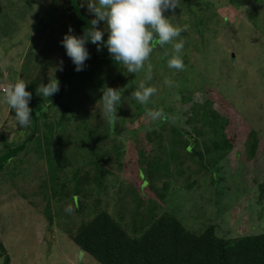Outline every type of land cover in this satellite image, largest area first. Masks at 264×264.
Returning <instances> with one entry per match:
<instances>
[{
	"label": "rangeland",
	"instance_id": "obj_1",
	"mask_svg": "<svg viewBox=\"0 0 264 264\" xmlns=\"http://www.w3.org/2000/svg\"><path fill=\"white\" fill-rule=\"evenodd\" d=\"M80 3L0 0V162L8 161L0 167V244L6 251L0 252V264L5 259L7 264H99L72 242L69 232L92 219L96 209L107 210L129 234L139 230L145 222L139 214L148 208L137 211L136 204L153 173L160 175L156 194L165 195L161 211L175 213L188 229L216 225L217 234L225 238L263 233L264 202L257 201L256 184L264 177L258 170L253 181L249 164L258 157V168H263L264 154L252 158L237 152L248 140L247 129L264 143V0H180L179 7L164 15L186 31L172 43L154 42L145 68L136 74L114 60L104 62L107 48L97 51L89 43L90 59L62 99L70 112L61 121L64 110L55 107L44 123L63 135V147L46 154L35 139L16 153L29 133L16 131L15 112L1 90L22 78L34 103H50L36 89L73 66L60 41L69 26L80 35L93 18ZM180 40L183 70L168 67L173 43ZM61 60L63 70L55 71ZM142 82L157 89L146 105L131 97ZM106 87L122 95L115 120L103 115L100 99ZM210 90L219 96L217 105ZM203 106L236 123L239 140L233 133L230 137L237 152L138 154L149 149L148 125L162 126L164 145L171 150V130L182 127L191 133L186 125L202 120ZM149 110H159V119L148 117ZM6 149L16 155L6 159ZM82 179L83 185L76 187Z\"/></svg>",
	"mask_w": 264,
	"mask_h": 264
},
{
	"label": "trees",
	"instance_id": "obj_2",
	"mask_svg": "<svg viewBox=\"0 0 264 264\" xmlns=\"http://www.w3.org/2000/svg\"><path fill=\"white\" fill-rule=\"evenodd\" d=\"M95 59L92 60H95V62L99 60V58ZM111 60H113L111 57L103 59L104 62ZM73 66L72 64L68 66L65 73L58 78L60 90L69 81ZM77 76L79 75L74 71L71 83L56 105V108L64 110L61 121L70 112L69 107L62 103V99ZM210 91L208 93L212 94L213 101L216 100L213 104L217 105L219 96L215 91ZM58 93L49 98L50 103L48 105L42 99L43 102L36 101V103H34L36 99H31L29 103V107L32 109L31 126L27 129H21L17 123V128L15 127L16 131L29 133V136L15 150L16 153L24 151L27 144L35 139L38 140L40 146L46 147V154L57 153L63 147V135L58 136L55 127L45 125V121L50 117V114L46 111L53 104ZM33 103L35 104V113H40L38 118L34 116ZM213 107L215 108V106ZM195 110L199 111L200 109L195 108ZM200 114L203 118L201 121L196 122L200 123L199 126L196 123L186 125L192 128L191 133L182 127L179 129L180 131L175 128L171 130V150H167L166 145H164V130L160 128L162 126L148 125L149 130L152 132L146 135L145 144L149 149L148 151L139 149L138 154H195L200 156V154H231L234 150L236 151L230 137V134L233 133L235 134L233 135L235 141L239 140L237 133H234L236 123L232 120L229 122L224 121L222 115L217 113L215 109H205L204 106L200 110ZM42 119H44L43 124L45 123L44 127L46 128L43 129L45 132L41 133L40 121ZM176 119H178L177 116ZM36 120H38L36 137L29 140L35 130ZM187 122L186 120L185 123ZM210 132L213 134L208 135ZM246 132H248V140L243 141L241 153L236 151L237 154H250L252 158L256 157L257 154H264V143L256 132L253 130L248 131V129ZM152 137L157 141L152 140ZM4 147L6 148V146ZM15 151L6 149L5 157L8 156L9 152L13 153ZM14 154L6 157V159L12 158ZM6 162H0V167ZM257 162L258 157L249 164L251 172L255 175L254 179L251 178L253 181L257 179L258 170L261 172L260 176L264 177V167L258 168ZM97 170H99V166H97ZM86 177V181L84 179L80 180L76 187L82 186L83 180L86 184L89 181V177ZM159 177L160 175L158 176L155 173L151 175L148 185L144 188V198L137 201V211L142 206L148 208L144 214H139L145 221L139 230H134L133 234H129L127 229L123 227L122 222L115 220L107 210L96 209L92 219L69 232L72 242L99 264H264V232L225 238L217 234L216 225H210L197 231L192 228L190 230L175 213L161 211L165 195L156 194V192H160L155 187V182ZM99 182L96 181L97 184ZM256 185L258 188L257 201L262 203L264 202V179ZM99 203L97 201L96 205H99ZM82 210H84V206L79 203V211ZM0 252L1 255L6 253L4 246L1 244ZM4 263L7 264L8 260L5 259Z\"/></svg>",
	"mask_w": 264,
	"mask_h": 264
},
{
	"label": "clouds",
	"instance_id": "obj_3",
	"mask_svg": "<svg viewBox=\"0 0 264 264\" xmlns=\"http://www.w3.org/2000/svg\"><path fill=\"white\" fill-rule=\"evenodd\" d=\"M179 4L180 0H81L80 7L85 8L93 18L88 21V26L80 35L74 34L73 28L69 26L60 43L76 72L83 71L85 62L90 59L87 45L91 43L96 45L97 51L107 48L117 65H123L129 74H136L145 68L154 42L160 46L172 43L186 31V26H176L170 17L164 15L166 11H174ZM183 48V40L173 43L175 54L168 60L169 68L184 69L181 56ZM56 70H63V60ZM148 72L146 79L150 80V65ZM165 83L170 85L172 82L166 80ZM27 85L28 82L24 79H17L8 85L3 97L9 110H14L21 129H27L32 123V109L29 107L32 93L26 90ZM59 91L60 81L54 75L47 84L42 83L36 89L42 98H50ZM156 91L155 87L146 86L142 82L139 88L131 93V97L141 105H146ZM100 100L103 102V115L109 120H115L122 101L120 90L106 87ZM146 115L155 121L159 119L161 112L149 110Z\"/></svg>",
	"mask_w": 264,
	"mask_h": 264
},
{
	"label": "water",
	"instance_id": "obj_4",
	"mask_svg": "<svg viewBox=\"0 0 264 264\" xmlns=\"http://www.w3.org/2000/svg\"><path fill=\"white\" fill-rule=\"evenodd\" d=\"M96 60V59H95ZM94 60V61H95ZM74 66H73V68H72V70H71V76H70V79H69V81L61 88V90L59 91V93L57 94V96H56V99L54 100V102H53V104L47 109V111H46V113H49V114H51L54 110H55V107H56V105L58 104V102L60 101V98H61V96H62V94H63V92L65 91V89L69 86V84L71 83V81H72V78H73V75H74ZM35 104H33V113H34V116H35V118H38V116L40 115V113H35ZM37 130H38V120H36V127H35V130H34V132H33V134L31 135V137H30V139L29 140H32L35 136H36V134H37ZM10 155H12V154H8V156H10ZM8 156H6V157H8Z\"/></svg>",
	"mask_w": 264,
	"mask_h": 264
},
{
	"label": "built area",
	"instance_id": "obj_5",
	"mask_svg": "<svg viewBox=\"0 0 264 264\" xmlns=\"http://www.w3.org/2000/svg\"><path fill=\"white\" fill-rule=\"evenodd\" d=\"M3 93H5L6 92V88H2V90H1Z\"/></svg>",
	"mask_w": 264,
	"mask_h": 264
},
{
	"label": "flooded vegetation",
	"instance_id": "obj_6",
	"mask_svg": "<svg viewBox=\"0 0 264 264\" xmlns=\"http://www.w3.org/2000/svg\"><path fill=\"white\" fill-rule=\"evenodd\" d=\"M107 57H110L109 53H108Z\"/></svg>",
	"mask_w": 264,
	"mask_h": 264
},
{
	"label": "crops",
	"instance_id": "obj_7",
	"mask_svg": "<svg viewBox=\"0 0 264 264\" xmlns=\"http://www.w3.org/2000/svg\"><path fill=\"white\" fill-rule=\"evenodd\" d=\"M2 130V129H1Z\"/></svg>",
	"mask_w": 264,
	"mask_h": 264
}]
</instances>
